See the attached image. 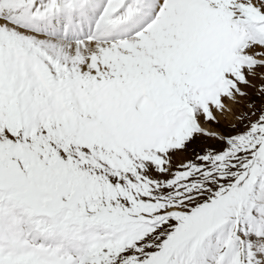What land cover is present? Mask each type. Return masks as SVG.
Listing matches in <instances>:
<instances>
[{"label": "snow or ice", "instance_id": "1", "mask_svg": "<svg viewBox=\"0 0 264 264\" xmlns=\"http://www.w3.org/2000/svg\"><path fill=\"white\" fill-rule=\"evenodd\" d=\"M0 264H264V0H0Z\"/></svg>", "mask_w": 264, "mask_h": 264}]
</instances>
